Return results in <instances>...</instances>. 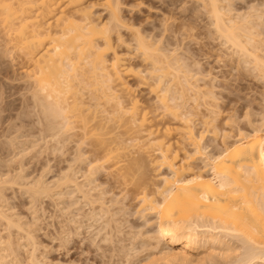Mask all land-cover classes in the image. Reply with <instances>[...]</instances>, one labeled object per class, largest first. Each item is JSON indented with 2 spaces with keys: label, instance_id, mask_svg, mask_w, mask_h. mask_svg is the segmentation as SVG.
Wrapping results in <instances>:
<instances>
[{
  "label": "clouds",
  "instance_id": "clouds-1",
  "mask_svg": "<svg viewBox=\"0 0 264 264\" xmlns=\"http://www.w3.org/2000/svg\"><path fill=\"white\" fill-rule=\"evenodd\" d=\"M60 3L80 6L83 22L21 30L14 49L0 41V61L19 53L12 63L31 69L22 79L35 97L16 120L0 108V264H53L48 256L58 249L39 239L52 221L61 248L73 238L90 246L81 264H162L156 253L170 230L150 213L159 216L161 200L193 186L214 188L198 178L222 173L217 151L244 125L264 131V0H157L187 14L179 31L169 16L152 31L124 22L122 0ZM26 6L50 15L59 4ZM145 6L137 0L136 10ZM97 8L112 14L108 23H91ZM53 158L58 173L49 179ZM11 187L50 201L48 211L20 215L5 195ZM170 223L192 236L211 218ZM254 254L264 264V242L236 243L227 264H253Z\"/></svg>",
  "mask_w": 264,
  "mask_h": 264
},
{
  "label": "bare ground",
  "instance_id": "bare-ground-1",
  "mask_svg": "<svg viewBox=\"0 0 264 264\" xmlns=\"http://www.w3.org/2000/svg\"><path fill=\"white\" fill-rule=\"evenodd\" d=\"M27 2L28 0H2V6H0V26L5 30V33L3 30L2 32L8 36L5 37V39L8 38L5 43H10L13 48L23 39L20 35L21 30L24 35H29V30L34 25L43 27L46 23L51 26L59 21L61 26H64L71 22H83L84 20L82 15L77 14L82 10L78 5L66 7L64 3H60V0H56L59 7H54L52 13L48 15L47 8L43 11L38 8H29L26 6ZM89 3L90 0H85L83 7L87 8ZM107 13L109 15L106 20L99 17L101 24L111 20L112 14ZM45 15L47 19L41 20L40 17ZM119 16L121 20L124 19L120 10ZM95 17L97 15L94 10L92 17H89L93 24L96 23ZM54 32L55 29H53ZM101 46H103L102 42ZM23 70H25L24 74L31 71L25 68ZM252 125L259 124L252 123ZM250 128L251 130L246 131L241 127V132L237 133L236 138L228 141L227 150L217 151L216 155L222 173L208 172L198 178L201 182L209 181L214 184V188L203 183L198 187L193 186L191 190L177 194L171 202L161 200L159 216L150 213L158 219L162 229L170 230L166 231L164 242L157 253L162 264L163 262L165 264H203L207 259L206 253V256L217 254L224 260L226 258L227 263L235 243L249 241L259 248L264 242L262 240L264 221L261 219L262 210H264V191H262L264 131L259 127L250 126ZM225 173L236 176V182L230 184ZM148 195H151V192ZM193 213L210 217L211 223L203 231L197 226L192 236L177 232L178 226L170 223L171 220ZM203 251L204 258H201L203 255L199 256V254ZM209 258L213 257L209 256ZM251 260L253 264H262L258 254L252 255Z\"/></svg>",
  "mask_w": 264,
  "mask_h": 264
},
{
  "label": "rangeland",
  "instance_id": "rangeland-1",
  "mask_svg": "<svg viewBox=\"0 0 264 264\" xmlns=\"http://www.w3.org/2000/svg\"><path fill=\"white\" fill-rule=\"evenodd\" d=\"M122 3L124 4V7L120 9V13L124 18L123 20L126 21V23L130 22L136 27L144 25V31H152L153 26L155 28H159L165 16L172 18L174 21L172 27H174L177 31L185 26L187 14L185 12L173 10L171 4H169L168 7H162L157 3V0H143L144 5L146 6L140 7L139 10H136L137 0H122ZM150 9H158V11H150ZM94 10L95 14L101 19L106 20L108 18L109 14L105 10L99 8ZM101 13L102 15H100ZM2 30L5 33L3 27L0 26V41L3 42L4 48L8 49L9 46L13 48L10 43H8L10 45L6 44L8 38L5 39L7 35L4 34ZM125 35H127V33H125ZM16 57L17 53L16 55L13 53L11 58L5 56V58L0 61V108H3L6 113V121L9 115L13 120H16L20 115L23 114L26 105H31L33 107L35 106V97L31 94V89L25 88V82L22 79L27 73L24 74L25 70L20 67L19 61H17L15 64L12 63ZM129 83L135 87L134 80H130ZM225 98L227 99L226 95ZM224 107L225 110H227L228 106L225 105ZM253 110L258 111L259 109L258 107L254 106ZM254 122L259 124V118L253 117L251 123L255 124ZM249 128L250 125L242 126V130H251V128ZM9 151L10 149L7 147V145H5L3 148V153L8 155ZM49 162L52 165V175L49 176V179H53L58 173L56 158H53L52 161ZM41 172H43V169H40L37 172V175H39ZM5 195L11 206L16 207L19 210L20 215L29 218H31L34 214L37 216L43 215L48 211L50 204V201L43 200L41 198H37L36 202H34L32 193L24 187H11L6 189ZM41 209H43V211ZM150 215L154 216V214ZM50 223L51 227L45 225L46 232L41 233L39 239L40 242L45 246L52 249H58V251H53L48 256V259L51 260L53 264H56L57 261L59 264H81L82 259H87V257H85L83 254L88 252L90 247L88 244L85 243L81 245V241L79 239L73 238L71 242L65 243L64 247L61 248L62 241L58 238V233L60 231L59 222L52 221ZM204 254V251L200 252L199 256L203 255L201 258H204ZM206 254L205 257L207 259H205L206 261L203 264H217L218 261L220 264H227L226 258L224 260L223 257L220 258V256H217L216 254V256L209 255L210 257H213L211 259L209 256H206ZM163 264L165 263L163 262Z\"/></svg>",
  "mask_w": 264,
  "mask_h": 264
}]
</instances>
